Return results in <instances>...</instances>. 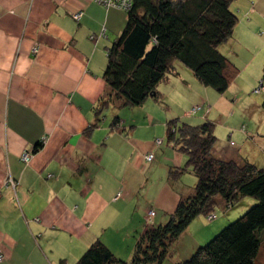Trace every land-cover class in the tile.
<instances>
[{"label": "crops", "instance_id": "obj_1", "mask_svg": "<svg viewBox=\"0 0 264 264\" xmlns=\"http://www.w3.org/2000/svg\"><path fill=\"white\" fill-rule=\"evenodd\" d=\"M232 5L239 20L264 34V0ZM126 19L124 10L96 0H0V264H48L65 248H77L79 257L98 238L117 256L130 258L148 226V212L154 211L150 225L164 223L191 193L193 186L184 187L179 178L168 181L169 169L183 166L186 157L182 162L162 149L160 162L154 151L160 152L163 139L135 132L159 122L150 112L159 100L150 97L126 116L101 119L102 108L96 116L106 93V49ZM246 29L244 40L256 41ZM233 39L221 51L234 62ZM188 80L187 70L175 64L158 86L161 102L190 98L181 87ZM116 117L120 130L112 127ZM155 140L161 143L154 145ZM38 142L42 147L33 152ZM167 147L178 151L168 142ZM25 152L28 160L22 158ZM149 153L151 161L145 158ZM219 156L264 166V153L245 156L236 149ZM206 230L198 228L203 242ZM179 240L169 260L192 252L190 245L180 255L183 235ZM256 264H264V248Z\"/></svg>", "mask_w": 264, "mask_h": 264}, {"label": "trees", "instance_id": "obj_2", "mask_svg": "<svg viewBox=\"0 0 264 264\" xmlns=\"http://www.w3.org/2000/svg\"><path fill=\"white\" fill-rule=\"evenodd\" d=\"M233 1L133 0L125 11V27L106 49V93L97 118L100 108L110 104L138 107L150 97L160 100L158 86L175 71L176 61L192 71L200 85L225 92L239 71L221 51L238 20ZM256 89L264 91V62ZM214 125L210 120L197 125L168 120L167 142L187 157L183 166L169 169L168 181L173 184L183 173H192L196 181L191 193L180 198L167 221L138 234L130 258L117 256L98 238L73 264H163L189 224L198 216L215 219L213 210L221 202L236 217L176 264H256L264 247V167L215 156ZM112 127L122 128L117 117ZM40 147L38 142L33 152Z\"/></svg>", "mask_w": 264, "mask_h": 264}, {"label": "rangeland", "instance_id": "obj_3", "mask_svg": "<svg viewBox=\"0 0 264 264\" xmlns=\"http://www.w3.org/2000/svg\"><path fill=\"white\" fill-rule=\"evenodd\" d=\"M246 28L254 34L256 41H252L249 38L244 40L242 34H244V30H247ZM232 38H234L233 40L235 42L231 50L235 52L234 63L239 71L225 92L219 93L210 87L200 85L197 80L192 79L195 78L191 77V75L193 76L192 71L181 65L179 61H176L175 64L178 69L183 68L187 70L189 74L188 85H181V87H184V92H187L190 98L187 97V100L177 99V101H175L167 97L166 100L162 99V102L161 100L154 101L155 104L153 103V108L150 112L154 114L153 117L157 118L159 122L156 123L153 128H151L152 126L148 127V129L136 127L137 130L135 132L139 138L147 137L149 138L148 140H153L157 136L163 139L160 152L157 150L154 151L156 153V158L159 156L160 162L162 161L161 159H164L166 153L172 156L177 155V158H181L182 162H184L186 157L182 152H175L170 147H167L165 121L172 118H177L178 122H186L191 125L200 124L205 120L213 121L215 124L214 134L216 136V143L212 151L215 156L223 155L224 152L228 151L235 152L236 149H238L240 154L245 156L253 154L259 156L261 153H264L263 150L260 151L261 144H264V139H262L264 136V91L255 90L259 87L264 62V34L258 32L255 28H249L244 21L238 19L229 41ZM229 41L227 45L222 46L227 48V46L230 45ZM193 105L199 106V109L194 114L192 113L193 115L191 114L190 117H187L185 112H188ZM130 108L132 107H119L113 109L112 106H108L103 110L101 119L102 117H114V115L123 116ZM250 135H255L256 138L258 137L260 139L255 142L250 141ZM149 143H151V141H149ZM154 145L156 144L154 143ZM162 149L166 152L164 156L163 153H161ZM156 161L157 160L153 163H149V165H155ZM162 174L163 171L160 167V176ZM179 180H181L184 187H188V185L192 187L196 178L192 173L185 172L179 177ZM178 184L181 185L180 182ZM213 213L217 216L215 219L211 218L208 220L205 216H200L197 220L192 221L191 225L186 228V232L182 234L183 242L179 251L180 255L184 254L185 250L190 247V245L193 248L192 251H194L198 245H202L203 238L199 236L201 234V231H198L199 227H205V229H207L205 233L203 232L205 235L209 234L208 238L203 242L206 243L216 235L217 231H219L225 223L232 221V219L236 217L234 211L224 209V202L217 205ZM213 216L214 215H212V217ZM151 218L147 221L148 225L151 223ZM178 242H180V240L176 243ZM86 247L84 249H86ZM76 252L77 248H74L73 251L67 248L62 249L60 251L62 257L59 258H65L63 256L65 255L66 264H73L74 260L77 259L79 255L76 256ZM261 252L262 249L259 254H261ZM59 258L55 256L50 257L48 264H59L57 263ZM177 261L179 260L175 256L172 260H165L163 264H176Z\"/></svg>", "mask_w": 264, "mask_h": 264}, {"label": "built area", "instance_id": "obj_4", "mask_svg": "<svg viewBox=\"0 0 264 264\" xmlns=\"http://www.w3.org/2000/svg\"><path fill=\"white\" fill-rule=\"evenodd\" d=\"M96 1L99 2V3H101V4H103V5L106 6V7H113V8H118V9H122V10L126 11V10H128V9L131 8V6H132V1H133V0H96ZM73 17H74L75 19H78V18L80 17V13H78V14H77V13L74 14ZM35 50H36V48H34V51H35ZM256 91H257V89H256ZM198 109H199V106L193 107L192 110H191V114H192V113L194 114ZM160 143H161V140H155V144H156V145H159ZM153 157H154V156H153L152 153H149V154H147V155L145 156V158H146L147 161H151V160L153 159ZM22 158H23L24 160H28V158H29V154L25 152V153L22 155ZM153 215H154V211H153V210H150V211L148 212L147 221L150 220V218H151ZM214 217H215V216L212 217V215H209V216H208V219L210 220L211 218H214ZM2 258H3V256L0 255V261H1Z\"/></svg>", "mask_w": 264, "mask_h": 264}]
</instances>
